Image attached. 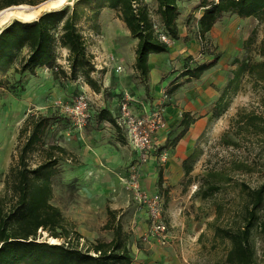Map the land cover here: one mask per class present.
I'll return each instance as SVG.
<instances>
[{
    "label": "rangeland",
    "instance_id": "rangeland-1",
    "mask_svg": "<svg viewBox=\"0 0 264 264\" xmlns=\"http://www.w3.org/2000/svg\"><path fill=\"white\" fill-rule=\"evenodd\" d=\"M24 1L22 4L32 5L27 2L45 0ZM75 1L68 0L58 9L71 8ZM147 4L154 9L153 0ZM196 4L197 0L178 2L179 38L168 44L167 52L149 55L147 91L130 65L135 39L118 12L99 7L96 0L78 3L76 26L92 56L91 76L100 86L98 96L83 82L80 71L75 77L69 73L67 50L59 45L54 46V64L64 75L47 67L37 69L34 76L21 75L13 71L17 63L0 68V193L4 176L17 158V135L25 118L49 116L42 145L30 154L29 163L32 167L38 164L49 144H58L72 155L55 166L50 202L71 227L70 236L74 238L75 232L81 236L79 247L111 238V231L104 226L109 211H113L129 234L130 264H221L228 243L213 237L212 226H226L241 212L242 183L256 187L264 181V133L248 123L253 115L264 119V85L243 75L221 94L235 68L232 60L246 55L243 43L248 38L253 37L249 55L259 59L255 47L264 23L225 14L200 39L197 19L201 9ZM214 56L218 60L212 67L199 78L186 80V68ZM109 57L121 65L119 72L111 64H102ZM80 90L89 96V117L78 126L62 106ZM120 91L135 98L129 104L135 113L157 111L161 116L162 125L153 135L151 148L142 155L126 140H119L121 135L114 126L95 120V112L101 108L116 114L115 99ZM218 99L222 109L215 110ZM184 111L196 119L184 137L170 147L167 143L180 129L178 122ZM193 150L192 169L184 177L181 161ZM133 166L140 176L138 194L160 196L166 226L163 233L148 230L147 203L143 197L137 198L130 184ZM209 182L219 184L220 189L203 199L200 194ZM47 235L38 230L37 240L63 241ZM251 242L258 263L264 264V234L253 228Z\"/></svg>",
    "mask_w": 264,
    "mask_h": 264
},
{
    "label": "trees",
    "instance_id": "trees-1",
    "mask_svg": "<svg viewBox=\"0 0 264 264\" xmlns=\"http://www.w3.org/2000/svg\"><path fill=\"white\" fill-rule=\"evenodd\" d=\"M83 1L89 3L92 0H76L71 8L65 6L45 11L30 21L13 19L5 24L0 30V68L17 63L13 71L21 75L34 76L36 70L42 67L56 68L64 75L65 72L54 64V46L59 45L67 50L69 73L75 77L80 71L83 82L93 91H99V84L91 76L92 56L88 54L83 36L76 26L80 17L77 5ZM96 1L99 7L116 10L130 36L136 39L132 68L144 84V91H147L149 55L168 50L167 44L156 37L153 23L160 24L170 41L177 40L178 2L192 0H153L154 9L149 8L147 0ZM22 3L25 1L0 0V10ZM27 3L34 5L38 2ZM196 8L201 9L197 19L200 39L225 14L240 18L253 17L264 23V0H197ZM252 38L243 43L246 55L232 60L235 68L221 97L243 75H248L255 83L264 85V26L255 47V53L259 57L257 60L249 55ZM217 60V56H214L208 62L186 68L183 75L186 80L197 79ZM220 102L218 99L215 110L222 109ZM215 113L217 115L218 112ZM95 114L97 122L105 121L114 126L121 135L118 139L122 143L126 140L110 110L101 108ZM195 119L188 111L182 112L178 122L180 129L167 145L175 146ZM50 120L49 116H27L18 131L17 158L4 176L3 191L0 193V264H130L129 234L123 230L120 221L115 219V212L109 211V219L104 226L111 231V238L107 241L89 242L82 248L78 246L81 236L76 232L74 238L70 236L71 227L66 225L60 209L51 204V177L55 166L60 160L72 159V155L58 144H49L42 150L43 159L35 166H30L29 156L42 145ZM248 123L264 133V119L260 116H250ZM194 158L193 150L181 161L184 177L191 172ZM211 177L221 179L217 174H211ZM161 183L162 172L159 171V187ZM219 189V184L209 182L200 196L207 198ZM199 191L198 189L196 193ZM241 193L243 201L238 216L226 226H212L213 237L228 243L221 264H259L251 237L253 228L264 234V181L256 187L242 183ZM38 230L63 241H38Z\"/></svg>",
    "mask_w": 264,
    "mask_h": 264
},
{
    "label": "built area",
    "instance_id": "built-area-1",
    "mask_svg": "<svg viewBox=\"0 0 264 264\" xmlns=\"http://www.w3.org/2000/svg\"><path fill=\"white\" fill-rule=\"evenodd\" d=\"M153 29L156 37L163 43L170 44L171 41L166 35L164 29L159 23H153ZM103 65L111 64L115 72L121 70V65L116 63L114 57H109L107 62H102ZM133 98L126 92L123 91L117 100V112L114 116L117 126L120 128L126 141L130 147L143 154L147 152L152 145L153 135L158 130L161 124V116L157 111L142 114L135 113L131 107L130 102ZM64 112L68 117L78 126L84 124L89 117V96L84 90H80L72 101L62 106ZM139 171L136 166H133L130 170V184L133 190L137 193V198L147 203L149 232L163 233L166 229L164 220L162 218L163 206L161 203L160 196L157 194L146 196L139 195Z\"/></svg>",
    "mask_w": 264,
    "mask_h": 264
},
{
    "label": "bare ground",
    "instance_id": "bare-ground-1",
    "mask_svg": "<svg viewBox=\"0 0 264 264\" xmlns=\"http://www.w3.org/2000/svg\"><path fill=\"white\" fill-rule=\"evenodd\" d=\"M68 0H45L37 5L18 4L0 10V29L12 19L30 21L40 14L41 11L58 9Z\"/></svg>",
    "mask_w": 264,
    "mask_h": 264
},
{
    "label": "crops",
    "instance_id": "crops-1",
    "mask_svg": "<svg viewBox=\"0 0 264 264\" xmlns=\"http://www.w3.org/2000/svg\"><path fill=\"white\" fill-rule=\"evenodd\" d=\"M134 43L136 44V39H135V42H134ZM134 47H135V45H134ZM133 52H134V51H133ZM133 61H134V57H133L132 61L130 62L131 68H132ZM132 69H133V68H132ZM92 93H93L94 95L98 96V94H97L96 92H92ZM117 93H118V96H117L116 99H115V100H116V103H115V110H116V111H115V113L117 112V104H118V103H117V100H118V98L120 97L121 91H120V92H117ZM133 99H135V98H133ZM186 133H187V132H186ZM186 133H185V134H186ZM183 137H184V136H183ZM183 137H182V138H183ZM178 154L180 155V151H179ZM183 159H184V158H183ZM183 159H182V160H183ZM162 179H163V177H162Z\"/></svg>",
    "mask_w": 264,
    "mask_h": 264
},
{
    "label": "snow or ice",
    "instance_id": "snow-or-ice-1",
    "mask_svg": "<svg viewBox=\"0 0 264 264\" xmlns=\"http://www.w3.org/2000/svg\"><path fill=\"white\" fill-rule=\"evenodd\" d=\"M61 2H63V0H61Z\"/></svg>",
    "mask_w": 264,
    "mask_h": 264
},
{
    "label": "water",
    "instance_id": "water-1",
    "mask_svg": "<svg viewBox=\"0 0 264 264\" xmlns=\"http://www.w3.org/2000/svg\"><path fill=\"white\" fill-rule=\"evenodd\" d=\"M17 20H18V19H17ZM1 29H2V28H1ZM1 29H0V30H1Z\"/></svg>",
    "mask_w": 264,
    "mask_h": 264
}]
</instances>
